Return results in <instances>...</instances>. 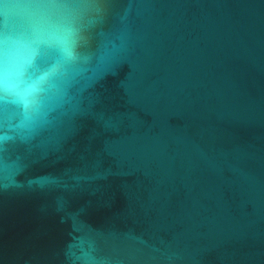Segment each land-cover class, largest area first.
<instances>
[{
	"label": "water",
	"instance_id": "obj_1",
	"mask_svg": "<svg viewBox=\"0 0 264 264\" xmlns=\"http://www.w3.org/2000/svg\"><path fill=\"white\" fill-rule=\"evenodd\" d=\"M0 264H264V0H0Z\"/></svg>",
	"mask_w": 264,
	"mask_h": 264
}]
</instances>
